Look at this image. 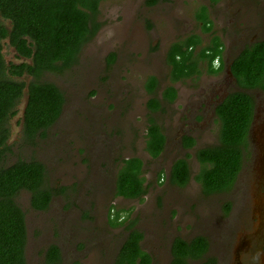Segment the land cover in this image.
Returning <instances> with one entry per match:
<instances>
[{
    "label": "rangeland",
    "instance_id": "1",
    "mask_svg": "<svg viewBox=\"0 0 264 264\" xmlns=\"http://www.w3.org/2000/svg\"><path fill=\"white\" fill-rule=\"evenodd\" d=\"M222 1L229 9L221 10L219 3L211 0H167L152 6L146 0L103 1L102 29L85 46L79 63L45 77L64 91L66 101L60 119L36 145L23 140L24 94L18 114L11 119L12 152L7 162L36 157L47 168L48 184L67 188L66 193L53 197L46 211L32 207L29 191L18 195L26 214V264H45L51 244L61 248L62 264H114L128 234L127 225L133 220L145 234L142 245L153 255L154 264L171 263L175 237L191 239L196 235L207 236L209 254L228 264L230 251L237 252L247 216L248 222L260 221L264 227V114L252 130L251 150L233 188L205 194L195 177L201 167L196 152L220 140V123L213 112L220 98L214 90L220 89L218 95L222 96L239 85L228 72L210 75L204 65L197 78L173 82L167 62L171 44L191 32L199 33L203 41L195 50L208 43L209 33H203L196 21L202 5L214 17V32H221L232 21L236 42L254 35L264 37L262 0ZM236 42L231 46L235 55ZM4 52L8 62H31L17 55L8 38ZM112 52L117 58L108 68ZM151 75L159 78V96L171 84L179 91L175 102L163 103L164 112L152 113L147 107L151 95L145 83ZM250 93L261 108L264 94ZM259 99L263 101L259 103ZM150 114L167 137L157 158L146 148ZM185 134L196 139L194 147L183 145ZM133 156L144 161L149 187L143 200L116 195L123 160ZM179 158H187L191 168V180L185 187L169 179ZM117 211L123 224L110 222Z\"/></svg>",
    "mask_w": 264,
    "mask_h": 264
},
{
    "label": "trees",
    "instance_id": "2",
    "mask_svg": "<svg viewBox=\"0 0 264 264\" xmlns=\"http://www.w3.org/2000/svg\"><path fill=\"white\" fill-rule=\"evenodd\" d=\"M105 0H0V264H26L28 239L26 214L17 201L20 192L31 193L34 209L46 211L53 197L66 193L67 188H52L48 184L47 168L36 157H19L8 163L12 152L9 143L11 119L18 114V107L24 94L28 103L24 112L23 140L37 144L39 138H46L50 128L60 119L66 97L64 91L45 77L49 73H62L73 68L80 61L85 46L99 33L103 26L100 21L101 3ZM159 0H148L154 4ZM216 1V0H213ZM207 29H211L207 7L198 13ZM17 55L31 62H8L4 52V41ZM200 43L197 37H189L172 44L168 62L172 65L170 78L173 82L193 78L201 72L200 60L208 59L212 66L215 58L222 53L223 43L218 37L212 46L195 55L189 49ZM117 54L108 57V68L115 62ZM231 70L236 77L238 90L228 95L217 108L220 123L218 144L200 148L196 157L200 171L195 176L207 195L227 192L237 181L249 154L250 128L254 118L255 99L249 90L264 89V41L246 46L234 59ZM28 75V77H27ZM160 81L157 76L147 78L145 87L151 95L147 107L150 112H164V102L172 103L178 95L174 85H168L158 95ZM149 115L147 150L157 158L164 151L167 137L156 121ZM196 143L191 136L183 138L185 147ZM171 183L185 187L191 180V168L187 158L177 159L169 173ZM149 185L144 177V161L133 156L123 160L117 176L116 195L143 200ZM230 209V204L226 206ZM116 212L110 222L118 221ZM128 234L120 247L114 264H153V255L142 245L145 234L136 228L133 220L127 225ZM210 241L199 235L192 240L182 237L174 239L171 264H216L209 254ZM63 254L57 244H51L45 253V264H62Z\"/></svg>",
    "mask_w": 264,
    "mask_h": 264
},
{
    "label": "flooded vegetation",
    "instance_id": "3",
    "mask_svg": "<svg viewBox=\"0 0 264 264\" xmlns=\"http://www.w3.org/2000/svg\"><path fill=\"white\" fill-rule=\"evenodd\" d=\"M165 1H167V0H159L158 2H156L154 4H148L147 3L148 0H146V3L150 6H152V5L158 4L159 2H165ZM262 2H264V0H262ZM211 3H213V4L219 3L221 10L229 9L228 6L227 7L223 6L222 0H216V1L211 0ZM204 7H207V6L202 5L197 10L196 21H198L201 24V28H202L203 33H207V34L209 33L208 35H209L210 39L208 38V43H204L202 45V47L199 49V51L195 50V48L197 46H199L200 44H202V42H203V41H201L200 34L197 32H191L190 34L184 36V38H180L179 40H176V41L184 40V39H187L189 37H195V38L198 37L200 39V43L195 45V46H191L189 49L193 50L194 54L199 56V54H201L202 51L206 50V48H210V46H212L211 43H212L213 39L218 37L220 39V41L223 43L222 53L217 58H215L212 66L209 64V60L207 58L200 60V67H201V65H204V67L207 69V71L210 75L217 74V73H220L223 71L228 72L230 77L232 78V81L237 86V85H239L238 81H237L236 77L233 75L232 70H231V65H232L234 59L245 49L246 46L253 45V44L258 43L260 41H264V37L258 39L254 35V36H251V38L248 41L242 38L240 41L238 40L239 42H236L235 36H237V33L235 34V36L233 35L235 32H234V29L232 28V23H233L232 21H230L229 27L225 26V29H221V32H218V31L214 32L213 31L214 30L213 23L211 25V29L209 30V29H207V26L205 25L204 20L200 19L198 17V13L201 12ZM207 11H208L209 19L212 22V19H214V17L212 16L208 7H207ZM243 33H245V32L243 31L242 34ZM233 42H236V45H235L236 46L235 49H237L236 55L234 53V50L231 48V46L234 45ZM171 46H172V44H171ZM171 46L168 50V53L171 49ZM167 62H168V54H167ZM216 63L218 65L217 67L215 66ZM168 64L172 68V65L169 62H168ZM200 70H201V72L198 75H195L193 78H197L198 76L201 75L202 68ZM170 73H171V71H170ZM186 79H188V78H186ZM180 81H182V80H180ZM177 82H179V81H177ZM238 88L239 89H232L231 91H226L222 96H219L218 93L220 92V89H216V87H215V90H214L215 94L214 95L220 99H219L217 105L214 106L213 112H214V115H216L218 122H219L218 114H217L218 106L226 100V98L228 97L229 94L236 92L238 90H243V88L241 86H238ZM251 91H257L258 94H262V93L264 94L263 88H257V89L249 90V92H251ZM200 94H202V92H200ZM178 95H179V91H178ZM178 95H177V97H178ZM176 99H175V101H176ZM254 99H255V97H254ZM260 101L262 102L263 100L259 99V103H260ZM262 113L264 114V104L261 105V108H260V105L257 103V100L255 99V111H254L253 122H252V125L250 128V136H251L253 128L255 127V125L258 122V117L260 115H262ZM185 136H191V135L185 134L182 137V142H183V138ZM191 137H193V136H191ZM195 141H196V139H195ZM249 142H250V139H249ZM195 144L192 147H194ZM251 145L252 144L250 142L249 143L250 150H251ZM192 147H190V148H192ZM201 148H203V147H201ZM243 166H244V164H243ZM213 194H216V193H213ZM251 215L255 216L253 214H251ZM241 230H242V232L239 235L241 240H240L239 244L237 245V248H236L237 252L233 253V250L230 251V255L228 257V264H264V256H263V252H264V227L260 225V221L258 223H256V221L250 220L248 222V216H247V220L241 225ZM197 236H199V235H196L193 238H195ZM177 237H182V236H177ZM177 237H175V238H177ZM182 238H184V237H182ZM193 238H191V239L184 238V239L192 240ZM210 246H211V243H210ZM212 256L215 258L216 264H221L220 259L218 260V258L215 255H212ZM172 259H173V256H172ZM221 259H224V258L222 257ZM154 262H155V260H153V264H154ZM192 262H197V264H199V261H197V260H192L191 263Z\"/></svg>",
    "mask_w": 264,
    "mask_h": 264
},
{
    "label": "water",
    "instance_id": "4",
    "mask_svg": "<svg viewBox=\"0 0 264 264\" xmlns=\"http://www.w3.org/2000/svg\"><path fill=\"white\" fill-rule=\"evenodd\" d=\"M25 96H26V103H25L24 111H23V112H25V108H26L27 103H28V94H26ZM23 116H24V113H23ZM23 120H24V118H23ZM23 122H24V121H23Z\"/></svg>",
    "mask_w": 264,
    "mask_h": 264
}]
</instances>
